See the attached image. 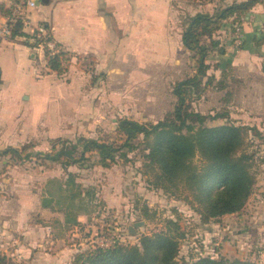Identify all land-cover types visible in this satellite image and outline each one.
I'll list each match as a JSON object with an SVG mask.
<instances>
[{
	"label": "crops",
	"instance_id": "obj_1",
	"mask_svg": "<svg viewBox=\"0 0 264 264\" xmlns=\"http://www.w3.org/2000/svg\"><path fill=\"white\" fill-rule=\"evenodd\" d=\"M19 1L0 0V25L11 26V34L0 40L1 131L8 127L13 130L22 114H34L36 109L40 115L44 112L45 103L26 109L24 93L16 88L23 75L30 74L31 79L46 84L47 88L55 87L50 98L53 101H89V92L99 86L100 77L90 84L96 75L105 77V83L99 86L102 100L115 98L117 91H124L126 96L127 91L138 90L136 82L142 86L140 90L149 94L148 99L162 97L165 101V89L173 98L171 85L193 72L190 52L182 41L184 20L199 11L213 12L221 7L215 0H35L34 7L16 13ZM219 2L222 6L229 4L228 0ZM17 21L26 35L12 36V26ZM38 24L47 27L50 38L62 49L63 65L67 67L64 75L50 69L43 46L31 45ZM213 37L226 51L217 49L207 56V75L212 78L204 96L210 101H220L223 109L232 112L236 108L238 122L256 125L264 134V2L245 14L234 32L228 23ZM80 57L91 58L94 68L88 72L81 67ZM107 90L112 91L109 97ZM155 93L157 96L152 95ZM3 101L13 103L4 107ZM252 195L258 209L254 218L261 242L264 175L259 176ZM41 201L42 198L37 200L31 193L25 200L20 196L6 200L0 195V212L4 213L0 215V253L8 262L67 264L76 253L77 250L71 251L67 258L64 248L55 254L40 249L37 236L46 238L52 226L46 213L58 212L44 207ZM36 214L39 217L31 222V215ZM53 220L65 226L56 217ZM21 232L27 235L24 242L19 240ZM259 252L264 258V247Z\"/></svg>",
	"mask_w": 264,
	"mask_h": 264
},
{
	"label": "rangeland",
	"instance_id": "obj_2",
	"mask_svg": "<svg viewBox=\"0 0 264 264\" xmlns=\"http://www.w3.org/2000/svg\"><path fill=\"white\" fill-rule=\"evenodd\" d=\"M215 1L217 6H222L219 5L220 0ZM228 1L230 3L232 0ZM227 34L226 37H229ZM78 63L88 72L95 65L88 57H80ZM29 75L21 76L16 88L24 93L22 97L25 103H28L26 109L45 103L44 112L40 115L36 109L34 114H22L19 124L13 130L9 127L3 131L0 129V149L7 146L21 147L30 143L33 145L28 151L47 150L50 146L48 140L51 137L65 136L74 139L80 135L92 137H97L98 134L108 135L115 128L120 117L134 118L147 124L156 123L172 111L175 105L174 97L169 95L167 89L164 91L165 101L162 97L146 98L149 94L140 90L139 87L142 86L139 82L134 83L138 90L127 91L126 96L124 91H117L114 93L115 98L102 100L100 95L103 91L101 92L99 86L105 83L103 75H96L90 81V84H93L100 77L97 81L99 86L94 87L95 91L89 92V101L87 99L53 101L50 98L55 87L47 88L46 84L35 82L37 80L34 81ZM22 81L24 87L21 85ZM50 93L51 95L48 96ZM111 93L112 91L107 90V97ZM152 95L157 96V93ZM204 95L205 92L199 98L193 96L194 99L197 98L192 101L193 110L207 115L225 113L229 119L239 120L236 108H233L232 112L231 109L223 111L220 101H210L209 97ZM27 96H30V99H26ZM11 102L3 101V106L6 107ZM224 121L225 118L221 116L214 120L208 118L205 123L208 126H215ZM247 134L244 149L249 153L255 152L256 162L253 172L257 183L259 176L264 175V138L255 136L252 131H248ZM136 142H138L137 148L128 152L127 158L118 156L117 162L111 167L88 166L89 164L86 163L85 166L76 165L69 168V171L76 173V181L86 187L95 188L96 197L91 203L87 199L75 200L73 210L81 213L80 224L62 227L60 223H65L63 212L46 213L52 226L47 237L44 236L46 238L37 236L36 239L43 252L55 254L58 249L64 248L67 250L65 257L68 258L71 251L99 246V243L105 240L110 239L112 243L119 241L123 244H138L143 234L164 230L170 233H182L177 257L180 262L209 256L264 264L263 253L259 252L264 247V238L261 237V242L258 241L260 235L255 227L256 218H254L258 209L252 198L253 195L239 213L204 221L197 210L200 209V205L190 195L189 188L179 186L165 191L154 189L149 185L151 176L144 166L145 154L148 153L146 142L143 143L142 139ZM35 161L36 158L33 161H19L17 156L0 155V195L6 200L18 196L21 200H25V196L31 193L39 200L43 195H48V188L56 187L48 181L54 178L66 179L67 174L59 165L44 166L38 165ZM193 163L202 165L199 155L194 157ZM144 202L147 204L150 218L140 213L139 208ZM3 214L0 212V215ZM39 215H31V222ZM55 217L60 225L53 220ZM169 220L174 221L175 224H169ZM139 221H144V225L136 227L135 232H132L129 227ZM19 235H21L19 240L24 242L23 238L27 235L24 232ZM20 258L23 259L22 256ZM7 264H15V262L10 261Z\"/></svg>",
	"mask_w": 264,
	"mask_h": 264
},
{
	"label": "trees",
	"instance_id": "obj_3",
	"mask_svg": "<svg viewBox=\"0 0 264 264\" xmlns=\"http://www.w3.org/2000/svg\"><path fill=\"white\" fill-rule=\"evenodd\" d=\"M259 2L264 0H232L213 12L199 11L186 17L182 41L190 52L193 72L171 85L170 92L175 97V105L163 119L147 124L134 118L120 117L108 135H80L74 139L51 137L47 150L28 151L33 144L26 143L21 147L7 146L0 149V155L17 156L19 161H33L36 158L38 165L56 164L66 172V179L48 181L56 189L48 188V195H43L41 201L44 207L64 213L65 226L80 224L78 216L81 213L73 210L77 198L81 201L87 199L91 203L96 197L95 188L76 181V173L69 171V168L85 166L86 163L88 166L111 167L117 162L118 156L127 158L128 152L137 148L136 141L140 139L146 142L148 150L144 166L150 173L148 183L152 188L165 191L179 186L189 188L190 195L200 205L197 210L204 221L239 213L256 187L253 172L256 155L244 149L247 132L252 131L255 136L262 138L264 134L256 125L249 126L229 119L225 113L207 115L195 111L192 101L197 100L211 83L212 77L207 75V56L217 49L226 51L220 45L221 42L213 37L214 34L228 23L234 32L241 18ZM3 12L9 13L8 10ZM21 28L19 21L14 22L12 36L26 35ZM44 41L43 38H35L31 45L39 46ZM43 48L50 69L58 75H64L67 67L60 57L49 56L47 48ZM223 111L229 109L224 108ZM221 116L225 121L219 125L208 126L205 123L208 118L214 120ZM196 155L201 158L200 166L193 163ZM146 207L144 202L139 208L140 213L150 218ZM169 224L175 222L169 220ZM181 236L182 233L163 230L143 234L138 244L115 241L107 248L94 246L78 249L67 264H260L209 256L180 262L177 257ZM4 263L7 264L6 257L0 256V264Z\"/></svg>",
	"mask_w": 264,
	"mask_h": 264
},
{
	"label": "built area",
	"instance_id": "obj_4",
	"mask_svg": "<svg viewBox=\"0 0 264 264\" xmlns=\"http://www.w3.org/2000/svg\"><path fill=\"white\" fill-rule=\"evenodd\" d=\"M36 5L35 0H20L19 3L16 4V13H19L18 11H25L27 8L34 7ZM25 22H27L25 18ZM11 34V26L8 23H5L3 25H0V40ZM48 30L47 27L44 24H38L33 31L32 36L34 39H41L43 38L45 41L41 43V46H45L48 50V54L50 56H59L62 63H64V56L62 49L51 39L48 38ZM112 241L105 240L102 241V243H99L100 247H110L112 245Z\"/></svg>",
	"mask_w": 264,
	"mask_h": 264
},
{
	"label": "water",
	"instance_id": "obj_5",
	"mask_svg": "<svg viewBox=\"0 0 264 264\" xmlns=\"http://www.w3.org/2000/svg\"><path fill=\"white\" fill-rule=\"evenodd\" d=\"M143 225H144V221H139V222H135L134 225L130 226L129 228L132 232H135L136 227L143 226Z\"/></svg>",
	"mask_w": 264,
	"mask_h": 264
}]
</instances>
